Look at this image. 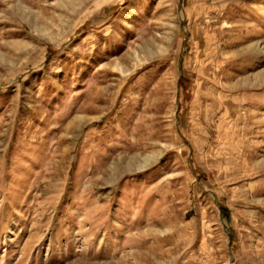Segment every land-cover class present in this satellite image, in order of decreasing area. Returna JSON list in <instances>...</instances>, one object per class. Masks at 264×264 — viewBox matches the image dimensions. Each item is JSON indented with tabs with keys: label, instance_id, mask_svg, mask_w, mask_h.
<instances>
[{
	"label": "rangeland",
	"instance_id": "obj_1",
	"mask_svg": "<svg viewBox=\"0 0 264 264\" xmlns=\"http://www.w3.org/2000/svg\"><path fill=\"white\" fill-rule=\"evenodd\" d=\"M0 264H264V0H0Z\"/></svg>",
	"mask_w": 264,
	"mask_h": 264
}]
</instances>
